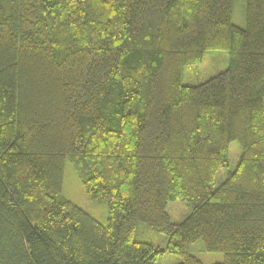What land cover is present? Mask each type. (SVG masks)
<instances>
[{
	"label": "trees",
	"instance_id": "obj_1",
	"mask_svg": "<svg viewBox=\"0 0 264 264\" xmlns=\"http://www.w3.org/2000/svg\"><path fill=\"white\" fill-rule=\"evenodd\" d=\"M232 1L0 0V264H203L197 239L214 264H264V0L244 28ZM207 51L228 67L183 84ZM67 159L106 224L62 197Z\"/></svg>",
	"mask_w": 264,
	"mask_h": 264
},
{
	"label": "rangeland",
	"instance_id": "obj_2",
	"mask_svg": "<svg viewBox=\"0 0 264 264\" xmlns=\"http://www.w3.org/2000/svg\"><path fill=\"white\" fill-rule=\"evenodd\" d=\"M246 0H233L231 21L234 25L244 28ZM229 64V56L224 51H207L204 54L201 64L195 68H184L182 73L183 84L200 83L219 72L224 71ZM241 149L237 141H231L228 147V164L221 168L216 176L214 186L222 182L228 171L234 169ZM62 197L82 209L92 218L101 224L107 223L108 208L106 199H88L83 184L81 183L75 168L67 159L64 166V177L61 191ZM166 211L170 220L174 223L182 222L190 213L191 207L184 200H171L168 202ZM135 238L138 240L152 242L153 245L165 249L166 238L161 232L156 231L144 222H139L135 231ZM191 254L195 255L203 264H214L223 260V253L220 251H207L203 246L202 239H197L189 246ZM179 257L175 254L165 252L163 257L156 264H176Z\"/></svg>",
	"mask_w": 264,
	"mask_h": 264
}]
</instances>
